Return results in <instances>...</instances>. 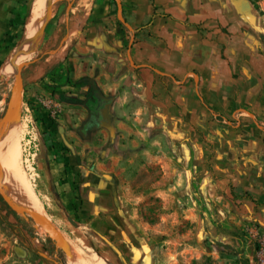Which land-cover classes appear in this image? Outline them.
<instances>
[{
	"label": "rangeland",
	"instance_id": "rangeland-1",
	"mask_svg": "<svg viewBox=\"0 0 264 264\" xmlns=\"http://www.w3.org/2000/svg\"><path fill=\"white\" fill-rule=\"evenodd\" d=\"M243 2L264 43V0ZM58 4L49 8L38 49L27 58L35 61L21 69V98L4 127L0 121V135L14 125L20 164L41 216L59 235L62 264H70L75 251L77 264H264V156L254 155L255 134L214 120L183 84L132 65L118 28L107 25L95 38L68 39L53 17ZM30 23L29 16L24 37ZM58 62L70 70L75 87L52 96L39 79ZM2 67L0 120L15 81L14 74L1 75ZM91 86L105 106L97 127L85 130ZM52 126L72 156L73 190L43 140ZM26 132L36 145L28 161ZM5 205L0 196V211ZM17 215L8 222L5 212L0 217V264H54L28 249L18 228L29 221ZM25 215L34 222L33 246L47 245V235L55 240Z\"/></svg>",
	"mask_w": 264,
	"mask_h": 264
},
{
	"label": "crops",
	"instance_id": "crops-1",
	"mask_svg": "<svg viewBox=\"0 0 264 264\" xmlns=\"http://www.w3.org/2000/svg\"><path fill=\"white\" fill-rule=\"evenodd\" d=\"M34 1L0 0V39L16 42L23 18L25 34ZM113 1L115 9L109 0H56L60 4L53 17L57 15L68 39L95 38L107 25L118 28L132 65L183 84L214 120L254 133V155L264 156V43L250 26L243 0ZM24 38L0 53V67ZM49 131L56 132L58 148L73 172L72 156L57 126ZM54 165L64 177V164Z\"/></svg>",
	"mask_w": 264,
	"mask_h": 264
},
{
	"label": "bare ground",
	"instance_id": "bare-ground-1",
	"mask_svg": "<svg viewBox=\"0 0 264 264\" xmlns=\"http://www.w3.org/2000/svg\"><path fill=\"white\" fill-rule=\"evenodd\" d=\"M54 1L56 0L36 1L32 15H30L31 23L30 25L28 24L29 28L27 29L23 43L13 51L12 55L3 65L1 69L2 76H11L15 74L14 70L16 71L17 68H15V66L35 54L38 49V42L43 26L49 16L48 10H50L49 8ZM26 61H28V59L25 60V62ZM17 134L14 125H11L10 127L4 128L1 132L2 136L0 135V186L17 206L32 209L41 216L39 200L28 182L19 161L20 151ZM40 227L43 226L40 225ZM74 254L70 253L71 256H74L69 261L70 264H77V261L80 259L78 255H76V251Z\"/></svg>",
	"mask_w": 264,
	"mask_h": 264
},
{
	"label": "trees",
	"instance_id": "trees-1",
	"mask_svg": "<svg viewBox=\"0 0 264 264\" xmlns=\"http://www.w3.org/2000/svg\"><path fill=\"white\" fill-rule=\"evenodd\" d=\"M112 4V7H116L115 3L113 0H109ZM249 2H252L254 0H248ZM20 23L22 24L23 28L21 29V32L19 36H17L16 42L13 41H7L4 39H0V53L4 51H8L12 49L13 47L16 46L18 42H20L23 39V33H24V26L26 23V18L21 19ZM49 21H47L45 27L48 25ZM119 26V22H117ZM199 31V28H197ZM37 61H40L43 59V56L37 55L36 56ZM70 70L68 68H63L62 62H58L54 67H52L51 70H49L46 75L42 76L39 81L41 84V87L48 91L52 96H57L61 95L63 92H61V89L63 87L66 88V90L69 93H72L70 90L75 87L74 83L72 82L70 76H69ZM45 78H48L50 80L49 83L45 81ZM29 107L32 109L34 112V115L36 117H40V110L38 108H34L32 104H29ZM87 109L90 112V117L88 121L85 124V130H89L91 128L97 127V125L100 122V112L102 111L101 107H104L105 104L101 97L99 96L96 88L94 86H91L88 92L87 100L85 103ZM205 105V104H204ZM206 106V105H205ZM206 108L211 111V109L206 106ZM218 118H221L222 116L217 114ZM38 121L42 123L43 125L45 124V120L43 118H38ZM56 132L55 131H50L47 132L46 134H43V140L50 147L51 149V154L53 156V160L56 163H63V171L65 173V183L72 188L73 190V173L71 172V167L69 166V163L66 162L65 160V154L62 149L58 148V143L56 142L55 137ZM246 197L251 199V195L246 193ZM5 212V220L7 221L8 217L11 216L15 219H17L19 216L17 213H15L10 207L5 205V208L0 211V217H2V213ZM26 217L29 221V226H25L26 228L19 227L18 228V235L21 237L22 241L27 245L28 249L35 254L39 253H45L47 257H51L53 255H57L58 257L61 255L62 251L56 247V243L54 240L50 238L49 235L46 236L47 240V245L41 244L38 248L33 246L32 240L36 238V231L34 229V222L31 218H29L26 215H23ZM14 219V220H15ZM8 222V221H7ZM9 224V223H8ZM17 226V224H13ZM40 257V256H39ZM41 258V257H40ZM42 259V258H41ZM60 263L62 264V261L60 260ZM59 263V264H60Z\"/></svg>",
	"mask_w": 264,
	"mask_h": 264
},
{
	"label": "water",
	"instance_id": "water-1",
	"mask_svg": "<svg viewBox=\"0 0 264 264\" xmlns=\"http://www.w3.org/2000/svg\"><path fill=\"white\" fill-rule=\"evenodd\" d=\"M48 14H49V10H48ZM48 19L46 20L42 31L44 30V27L47 23ZM23 43V41L21 42V44ZM20 44V45H21ZM35 60H30L28 62H23L21 64H19L16 68L15 71V81L12 84L11 87V91H10V95L7 101V105H6V109L4 111V114L1 118V126L4 127L7 122L10 120V118L12 117V115L14 114L18 102L21 98V94L23 91V83H22V77H21V69L25 66H28L30 64H32ZM2 130V129H1ZM0 196L1 198L4 200V202L7 204L8 207H10L15 213L20 214V215H25V214H29L31 215L35 221L39 222L40 224L44 225L45 227H47L55 236V243H56V247L59 248L60 245V239H59V235L57 233V231L55 230V228L52 226V224L45 219L44 217L40 216L37 212H35L32 209H28V208H22L19 207L17 205H15L6 195V193L4 192L3 188L0 186ZM50 236V235H49ZM39 256L43 259H48L47 255L45 253H39ZM57 264V263H54Z\"/></svg>",
	"mask_w": 264,
	"mask_h": 264
},
{
	"label": "built area",
	"instance_id": "built-area-1",
	"mask_svg": "<svg viewBox=\"0 0 264 264\" xmlns=\"http://www.w3.org/2000/svg\"><path fill=\"white\" fill-rule=\"evenodd\" d=\"M27 134L24 135L23 140H25L24 146H23V155L25 157V160H33L34 156H35V152H36V145L32 144V135L30 134V132H26Z\"/></svg>",
	"mask_w": 264,
	"mask_h": 264
},
{
	"label": "flooded vegetation",
	"instance_id": "flooded-vegetation-1",
	"mask_svg": "<svg viewBox=\"0 0 264 264\" xmlns=\"http://www.w3.org/2000/svg\"><path fill=\"white\" fill-rule=\"evenodd\" d=\"M101 109H103V107H101ZM48 259L51 260L53 263H57V264L60 263V259L56 254L51 257H48Z\"/></svg>",
	"mask_w": 264,
	"mask_h": 264
}]
</instances>
